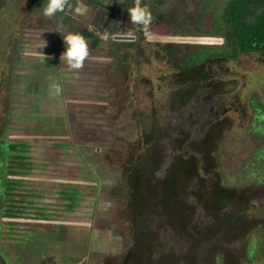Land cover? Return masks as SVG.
Returning a JSON list of instances; mask_svg holds the SVG:
<instances>
[{
	"label": "rangeland",
	"instance_id": "374dc122",
	"mask_svg": "<svg viewBox=\"0 0 264 264\" xmlns=\"http://www.w3.org/2000/svg\"><path fill=\"white\" fill-rule=\"evenodd\" d=\"M32 1L9 0L0 13V80L6 75L12 78L10 85L7 80L0 85V151L4 155L0 156V185L1 172L12 164L8 145L27 143L17 149L24 150L22 158L13 159L22 163V172L12 174L13 186L8 194L1 193L6 210L13 215L0 214V264H150L147 258L136 262L129 253L139 237L145 240L150 233L129 230L122 212L127 190L120 189L118 202L111 195V185L118 182L119 170L126 164L129 169L141 159L150 163L154 148H161L165 158L178 152L188 157L193 139L205 135V122L224 117L227 122L218 127L214 152L216 172L222 185L235 188L243 197V208H250L244 222L256 219L236 231H264L259 217L264 214V134L257 124L261 119L253 118V104H242L256 93L264 105V54L239 53L221 67H204L220 91L207 94V87L199 86L189 104L171 108L169 95L174 88L188 86L186 77L154 60L152 48L145 44L139 65L125 69L129 75L125 80L124 70L113 61L116 55L108 50L110 40L133 39L176 43L179 55L185 56L197 44L190 39L213 37L221 3L227 0H166L157 5L155 14L162 18L150 25L148 35L124 19L112 27L111 38L105 39L108 30L101 33L102 41L93 46L95 51L89 48L80 69H69L61 57L62 38L72 32L71 26L91 29L101 7L77 0L52 18L34 7L35 16L22 24ZM120 1L124 11L134 4V0ZM172 37L176 40L171 41ZM15 38L18 53L9 61ZM11 62L15 65L10 73ZM112 78L117 86L103 81L113 82ZM54 83L60 85L58 95ZM159 131L163 137L157 138ZM171 135H177V140ZM161 162L163 172L168 161L160 159L156 168ZM64 192L73 207L66 205ZM256 235L252 243H258ZM257 248L246 249V264H264V253ZM209 260L207 264L226 263L220 251L212 252ZM183 263L179 256L173 262Z\"/></svg>",
	"mask_w": 264,
	"mask_h": 264
},
{
	"label": "trees",
	"instance_id": "16d2710c",
	"mask_svg": "<svg viewBox=\"0 0 264 264\" xmlns=\"http://www.w3.org/2000/svg\"><path fill=\"white\" fill-rule=\"evenodd\" d=\"M87 1L101 7L91 22L92 28L71 26V30L84 35L89 42L90 50L95 51L93 43L98 44L102 41V32L108 30L107 33H109L112 31V27L122 24V20L130 19L127 11L123 10L120 0H111V4L94 0ZM165 1L142 0L152 14L151 24L159 20V17L162 18L155 14V11L158 9L157 5H161ZM8 2L9 0H0V13ZM67 3L74 5L77 0H67ZM45 4V0H33L25 13V18L21 21L22 24L27 20L30 22L29 20L35 16L34 7H38V13L42 14ZM108 16H110L109 23L104 25ZM70 18L69 15L66 16V19L70 20ZM219 19L220 23L213 31L215 32L213 37H209L213 40L193 45L189 53L182 57L179 55L181 50L176 43L159 44L133 39L122 42L107 40L109 42L108 50L112 52L111 56L116 55L113 59L117 65L116 68L125 72L129 66L139 65L140 52L142 48L146 49L145 44L149 45L153 50L154 60L167 64L171 70L189 80L188 86H180L171 91L169 104H167L171 108L183 107L190 103L195 89L199 86L207 87V94L212 91H220L216 83L207 78L208 72L204 70V67L210 64L221 67L222 63L233 61L239 53L264 54V0H227L222 2ZM132 27L135 30H143L134 24ZM217 41L221 43L217 44ZM17 45L18 39L15 38L12 43L13 49L7 58L9 61L16 57ZM126 62L129 65L125 64ZM14 65L12 62L10 63V73ZM111 66H113V62ZM128 76L125 72V80ZM205 78L207 79L205 80ZM6 80L9 85L11 84V76L6 75L1 78L0 85ZM113 80L112 82L103 79L110 86H117L118 81L116 78ZM128 88L129 86H127ZM245 102L242 103L245 106L249 105L247 102L253 104V118L261 119L257 120L259 121L257 124L259 132L264 134V105L259 102L256 93ZM102 110L106 111L107 109L103 108ZM256 112L260 113L256 114ZM224 118L219 121L209 119L205 122L208 125L205 135L198 139L201 135L199 134L193 139L192 152L188 157L178 152L165 158L161 148L158 150L154 148L150 153V163L146 164L141 159L138 163H134L133 167L130 166L128 169V164H126L124 169L119 170V172L121 171L120 177L116 184L111 185L114 187L111 195L120 202L122 199L119 195L120 189L127 190L123 199L122 212L128 219L129 230L136 231L138 234L142 231L150 233L149 238L147 237L145 240L139 237L138 242L130 249L129 253L132 254L136 262L147 258V262L149 261L150 264H173L179 256L183 258V264H207L212 252L220 251L225 257L226 263L224 264H246L244 256L247 248L253 249L258 246V252L264 253V231H236L252 225L256 219L251 217L248 224L244 222L250 215L248 210L250 208H243V197L237 193L235 188L222 185L216 172L217 163L214 152L219 137L218 127L227 122ZM161 136L163 137V131L158 132L157 138ZM176 136L171 135L170 137L177 140ZM21 143L23 145L19 147ZM153 145L156 146L157 143ZM26 146V142L8 145L12 164L6 169V172H1L4 175L2 176L3 185H0V214L2 212L5 214L4 216L10 217L13 213L6 210V200L1 193L8 194L7 189L12 187L15 182V179L10 176L22 172V163L13 159L22 158L24 150L18 152L17 149ZM100 146L104 147L101 144ZM1 154L3 152L0 151V156L3 157L4 155ZM160 159L168 161L163 172V161L156 168ZM22 162L26 166V161ZM64 193L65 197H62V194L60 196L66 200L68 207H73L75 204L68 203L70 200L67 199L66 192ZM250 202L252 201H247L246 204ZM259 217L264 221V214H259ZM156 231H158L156 235L152 236ZM256 232L258 243L255 241L252 243L251 238ZM162 254H165V257Z\"/></svg>",
	"mask_w": 264,
	"mask_h": 264
},
{
	"label": "clouds",
	"instance_id": "9594fccd",
	"mask_svg": "<svg viewBox=\"0 0 264 264\" xmlns=\"http://www.w3.org/2000/svg\"><path fill=\"white\" fill-rule=\"evenodd\" d=\"M67 0H47L46 5L42 9V15L48 18L54 17L57 13L65 10ZM81 12L80 8L76 9ZM128 17L132 24L137 25L145 35H148L149 28L152 23V14L147 5L143 4L142 0H134V4L127 10ZM111 38L109 33H105V39ZM65 45L64 51L61 54L69 69H80L84 65L85 59L89 56V42L80 32H69L63 36ZM60 57V58H61ZM55 93L58 95L61 91L58 83L53 84Z\"/></svg>",
	"mask_w": 264,
	"mask_h": 264
},
{
	"label": "water",
	"instance_id": "95a60500",
	"mask_svg": "<svg viewBox=\"0 0 264 264\" xmlns=\"http://www.w3.org/2000/svg\"><path fill=\"white\" fill-rule=\"evenodd\" d=\"M109 19H110V16L107 17V19H106L104 25L107 24V22L109 21ZM131 37H132V36H131ZM126 38H129V37L127 36V37H125V39H126ZM132 38H133V37H132ZM170 40H171V41H175L176 38H173V37H172ZM190 40H192L193 43H200V42H203V41H212L213 39H211V38L208 37V38H203V39L192 38V39H190ZM94 45H95V43H94Z\"/></svg>",
	"mask_w": 264,
	"mask_h": 264
},
{
	"label": "flooded vegetation",
	"instance_id": "af4514ba",
	"mask_svg": "<svg viewBox=\"0 0 264 264\" xmlns=\"http://www.w3.org/2000/svg\"><path fill=\"white\" fill-rule=\"evenodd\" d=\"M96 44V42H94ZM94 43H93V46H94ZM70 127L68 121H66V125H65V130H67V128Z\"/></svg>",
	"mask_w": 264,
	"mask_h": 264
},
{
	"label": "bare ground",
	"instance_id": "6f19581e",
	"mask_svg": "<svg viewBox=\"0 0 264 264\" xmlns=\"http://www.w3.org/2000/svg\"><path fill=\"white\" fill-rule=\"evenodd\" d=\"M109 17V16H108Z\"/></svg>",
	"mask_w": 264,
	"mask_h": 264
}]
</instances>
